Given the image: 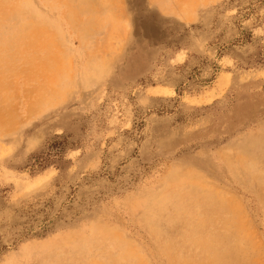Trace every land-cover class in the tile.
I'll list each match as a JSON object with an SVG mask.
<instances>
[{
    "label": "rangeland",
    "instance_id": "rangeland-1",
    "mask_svg": "<svg viewBox=\"0 0 264 264\" xmlns=\"http://www.w3.org/2000/svg\"><path fill=\"white\" fill-rule=\"evenodd\" d=\"M6 1L53 64L0 83V264H264V0Z\"/></svg>",
    "mask_w": 264,
    "mask_h": 264
},
{
    "label": "bare ground",
    "instance_id": "bare-ground-1",
    "mask_svg": "<svg viewBox=\"0 0 264 264\" xmlns=\"http://www.w3.org/2000/svg\"><path fill=\"white\" fill-rule=\"evenodd\" d=\"M51 1V0H50ZM67 2H71V1H76V3H72L71 5L74 6V8H76L78 11H84L85 9L90 10L93 9V5L94 3L92 1L94 0H66ZM97 2V0H95ZM192 1V0H191ZM110 3V2H109ZM114 3V2H113ZM180 3V1H179ZM182 3V1H181ZM107 4V3H105ZM184 4H186L184 2ZM188 4V3H187ZM114 5V4H113ZM116 5V4H115ZM65 6H67L65 4ZM181 6V5H180ZM183 6V5H182ZM111 8V7H110ZM69 9V8H68ZM109 9V8H108ZM98 10V9H97ZM71 11V10H70ZM69 12V11H68ZM102 12V10H101ZM105 13V11L103 12ZM102 13V14H103ZM107 13V12H106ZM111 13V12H110ZM73 14V12H72ZM76 14V13H75ZM88 14V13H87ZM16 15V19L14 20L13 24H12V31L11 34L7 37L8 39H1L0 38V83L4 78V73L6 71L7 68L12 67L13 65H15L17 62H22L24 65H26V72H27V76L28 77H33L35 75H37L40 72H43L44 70H47L48 68L52 67L53 64V57L51 55L50 50L48 49L47 45H42V44H38L36 42V32L38 29L35 23H31L29 21H26L24 19L21 18L20 15L17 14V8L16 6L12 5L9 6L7 4L6 0H0V32L4 31L3 28L5 27V25H7L12 17ZM70 15V14H69ZM68 15V17H69ZM104 15V14H103ZM115 15V14H113ZM18 16V17H17ZM78 16V15H77ZM76 16V17H77ZM67 17V16H66ZM72 17V16H71ZM80 17V16H79ZM77 17V18H79ZM84 17V16H83ZM26 18V17H25ZM108 18V17H106ZM117 18V17H116ZM83 19V18H82ZM96 19V18H94ZM112 19V17H111ZM33 20V19H32ZM85 20V18H84ZM77 21V20H76ZM91 22V21H90ZM78 23H82V22H78ZM9 25V24H8ZM122 25V24H121ZM82 26V25H81ZM95 27V26H94ZM115 27V26H114ZM88 28V27H87ZM37 29V30H36ZM85 29V28H84ZM91 29V28H89ZM113 30V29H112ZM10 32V31H9ZM38 33V32H37ZM111 35V34H110ZM5 36V35H4ZM48 37V36H47ZM4 38V37H3ZM110 38V37H109ZM46 44V43H45ZM53 48V47H52ZM50 70V69H48ZM47 72V71H46ZM53 72V71H52ZM49 73V72H48ZM48 75V74H47ZM56 76V75H55ZM59 76V75H58ZM45 78V77H44ZM43 78V79H44ZM48 78V77H47ZM57 78V76L55 77V79ZM41 82V81H40ZM5 84V83H4ZM1 86V85H0ZM4 86V85H3ZM39 87V86H38ZM44 89V88H43ZM7 90V89H6ZM39 90V89H38ZM41 92V91H40ZM43 92V91H42ZM46 92V91H45ZM8 94V93H7ZM40 95V94H39ZM46 95V94H45ZM44 95V97H45ZM50 95V94H48ZM5 96V94H4ZM2 97V95H1ZM49 97V96H48ZM47 97V98H48ZM43 98V97H42ZM39 98L40 102L41 99ZM50 98V97H49ZM38 99V98H37ZM8 100V99H7ZM4 101V99H3ZM38 101V100H37ZM44 101H48L45 100ZM39 102V101H38ZM43 102V101H42ZM1 103V102H0ZM257 168V167H256ZM253 169V168H252ZM259 170V169H258ZM261 171V170H260ZM256 172V170H255ZM264 172V171H263ZM260 177V176H259ZM264 177V176H263ZM262 177V178H263ZM261 178V177H260ZM263 182V181H262ZM181 198V197H180ZM184 199V198H183ZM203 202V201H202ZM213 203V202H212ZM190 204V203H189ZM192 204V203H191ZM181 206V204H180ZM194 206V205H193ZM216 206V204H215ZM205 207V206H204ZM207 207V206H206ZM184 209V208H183ZM182 209V210H183ZM186 209V207H185ZM215 209V208H214ZM181 210V209H180ZM179 211V210H178ZM184 211V210H183ZM186 211V210H185ZM212 211V210H211ZM192 212V211H191ZM191 212H188L191 214ZM198 212V211H197ZM210 212V210H209ZM214 213V211H212ZM201 214V213H200ZM210 214V213H209ZM179 215V214H178ZM183 215V214H182ZM188 215V214H187ZM194 215V214H193ZM186 216V214H185ZM184 216V217H185ZM201 216V215H200ZM207 216V215H206ZM210 216V215H209ZM215 216V215H214ZM195 217V216H194ZM193 217V218H194ZM211 217V216H210ZM182 218V217H181ZM197 218V217H196ZM206 218V217H205ZM214 218V217H213ZM188 219V218H187ZM199 219V218H198ZM212 219V217H211ZM210 219V220H211ZM208 221V220H207ZM221 222V221H219ZM188 223V222H186ZM198 223V222H196ZM195 223V224H196ZM208 223V222H207ZM210 223V222H209ZM217 223V222H216ZM201 224V222H200ZM206 225V223H205ZM222 225V224H221ZM197 226V225H196ZM202 226V224H201ZM208 226V224H207ZM206 226V227H207ZM212 226V225H211ZM220 226V225H219ZM159 227V225H158ZM190 227V226H189ZM200 227V226H199ZM198 227V228H199ZM224 227V226H223ZM221 227V228H223ZM202 228V227H201ZM217 228V227H216ZM192 229V228H191ZM195 229V228H194ZM197 229V228H196ZM205 229V228H204ZM213 229V228H212ZM216 230V229H215ZM219 230V229H217ZM230 230V231H229ZM236 230L238 231V229L236 227H229L227 226V230L222 233V234H218V235H214L211 238H207L206 239H200L197 242V245L199 247H201L202 249L206 250V252H208L207 254H209V258L201 263V264H219V260L217 259L218 255L220 254V256L222 254H226V253H231V251H233L234 253V249H236L235 247H230L231 244H227V246L225 245L227 243V241L229 240V238L231 237H235L238 236L239 234L236 232ZM196 231V230H195ZM207 231V230H205ZM194 232V230H193ZM203 232V231H202ZM195 233V232H194ZM214 233V232H213ZM160 234V233H159ZM207 234V233H206ZM234 234V235H232ZM197 235V234H196ZM241 237V236H240ZM190 238V237H189ZM199 238V236L197 237ZM230 238V239H231ZM236 238V237H235ZM239 239V238H238ZM237 239V240H238ZM170 240V239H169ZM234 241V240H233ZM232 241V242H233ZM236 241V240H235ZM167 242V241H166ZM165 242V244H166ZM191 242V241H190ZM176 244V243H175ZM171 246V245H170ZM245 246V245H244ZM177 248V247H176ZM234 248V249H233ZM187 249V248H186ZM201 249V251H202ZM246 249V248H245ZM180 250V249H179ZM195 250V249H194ZM174 251V250H173ZM237 253V258H235V261L233 263L235 264H242L244 261V257L245 255V250L239 248L238 250H235ZM249 251V250H248ZM251 251V249H250ZM129 252V251H128ZM127 252V253H128ZM179 252V251H178ZM188 252V251H187ZM185 252V253H187ZM194 253V252H193ZM250 253V252H249ZM198 254V253H197ZM206 254V253H205ZM181 255V254H180ZM185 255V254H184ZM213 256H216L217 258H214L216 262L211 261L210 257L212 258ZM249 255V254H248ZM125 256V255H124ZM178 256V255H177ZM182 256V255H181ZM230 256V255H229ZM129 257V256H128ZM133 257V256H132ZM247 257V256H246ZM120 258V257H118ZM184 258V257H183ZM203 258V257H202ZM223 258V257H222ZM188 259V258H187ZM221 259V258H220ZM227 259V258H226ZM119 260V259H117ZM121 260V259H120ZM231 260V259H230ZM131 261V259H130ZM195 261V260H194ZM198 261V260H197ZM226 261V260H225ZM232 261V260H231ZM223 262V261H222ZM245 262V261H244ZM252 262V261H251ZM135 263V262H134ZM228 263V262H227ZM226 262H223L221 264H227Z\"/></svg>",
    "mask_w": 264,
    "mask_h": 264
}]
</instances>
